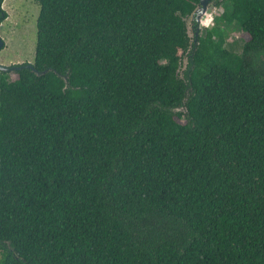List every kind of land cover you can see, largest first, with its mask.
Masks as SVG:
<instances>
[{
  "label": "trees",
  "instance_id": "16d2710c",
  "mask_svg": "<svg viewBox=\"0 0 264 264\" xmlns=\"http://www.w3.org/2000/svg\"><path fill=\"white\" fill-rule=\"evenodd\" d=\"M200 2L37 0L34 71L0 73V264H264V0H214L194 45Z\"/></svg>",
  "mask_w": 264,
  "mask_h": 264
},
{
  "label": "rangeland",
  "instance_id": "374dc122",
  "mask_svg": "<svg viewBox=\"0 0 264 264\" xmlns=\"http://www.w3.org/2000/svg\"><path fill=\"white\" fill-rule=\"evenodd\" d=\"M6 19L0 22V39L4 48L0 51V66L5 68L33 65L37 42V20L40 7L37 0H3L0 5ZM222 13L221 8L209 9V17L203 29H211L214 19ZM190 39L195 37L194 19L186 20ZM228 48L239 54L242 50L243 39L238 30L228 32ZM185 63L182 70L185 68ZM13 73V72H12Z\"/></svg>",
  "mask_w": 264,
  "mask_h": 264
},
{
  "label": "water",
  "instance_id": "95a60500",
  "mask_svg": "<svg viewBox=\"0 0 264 264\" xmlns=\"http://www.w3.org/2000/svg\"><path fill=\"white\" fill-rule=\"evenodd\" d=\"M214 0H201L199 7L196 8V10L194 11V13L190 16V18L193 20L194 19V28H195V37L193 38L194 41V45L197 44V39L198 36L200 34V31L202 28L200 27V25H204V23L207 22V19L209 17V9L213 8ZM5 15L4 13H1V17H0V22L2 19H4ZM187 27V25H186ZM187 34L189 36L188 33V29H187ZM190 38V36H189ZM4 48V42L0 39V51ZM185 65H186V61H185ZM27 68L33 69V67L31 65H27ZM21 67H10V68H5L0 66V73H9V72H14L17 70H20ZM34 71V69H33ZM37 75H42L44 73H40V72H36ZM174 111V110H173ZM176 112H185L184 108H181L179 110H177Z\"/></svg>",
  "mask_w": 264,
  "mask_h": 264
}]
</instances>
